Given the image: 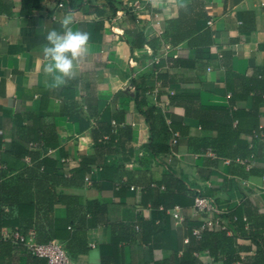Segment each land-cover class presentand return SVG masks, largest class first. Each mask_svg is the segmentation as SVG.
Wrapping results in <instances>:
<instances>
[{
	"label": "crops",
	"instance_id": "1",
	"mask_svg": "<svg viewBox=\"0 0 264 264\" xmlns=\"http://www.w3.org/2000/svg\"><path fill=\"white\" fill-rule=\"evenodd\" d=\"M59 1L0 0V264H47L14 231L75 264H223L199 249L197 196L264 264V0ZM65 15L89 51L58 80L44 37Z\"/></svg>",
	"mask_w": 264,
	"mask_h": 264
},
{
	"label": "built area",
	"instance_id": "2",
	"mask_svg": "<svg viewBox=\"0 0 264 264\" xmlns=\"http://www.w3.org/2000/svg\"><path fill=\"white\" fill-rule=\"evenodd\" d=\"M69 0H60L56 5L57 8L68 7ZM153 3V0H139L134 4H129L130 10H142L147 5ZM172 143H176V137L174 136ZM87 183L90 182L89 177L85 178ZM132 190V188H130ZM169 215L174 219L176 224L181 223L182 216L179 207L175 206L168 211ZM229 212L218 205L210 198L195 197L193 202V217L202 218V229L205 228L213 230H221L226 233L228 230V222L223 218L224 214ZM236 220V218H234ZM197 235V232H195ZM34 233L30 232L29 236H24L18 231H14L10 235L11 242L16 247H22L27 253L33 256H37L46 260L47 264H75L73 257L66 251L62 242L58 240H52L45 244H36L31 241Z\"/></svg>",
	"mask_w": 264,
	"mask_h": 264
},
{
	"label": "clouds",
	"instance_id": "3",
	"mask_svg": "<svg viewBox=\"0 0 264 264\" xmlns=\"http://www.w3.org/2000/svg\"><path fill=\"white\" fill-rule=\"evenodd\" d=\"M71 15L59 22V29L53 27L45 34L46 45L43 56L47 63L43 70L56 74V79H72L76 75V62L89 51V34L72 28Z\"/></svg>",
	"mask_w": 264,
	"mask_h": 264
},
{
	"label": "trees",
	"instance_id": "4",
	"mask_svg": "<svg viewBox=\"0 0 264 264\" xmlns=\"http://www.w3.org/2000/svg\"><path fill=\"white\" fill-rule=\"evenodd\" d=\"M94 1L95 0H69L68 9L70 10L83 9L84 6L88 8L96 9L97 5ZM39 3L40 0H21L22 14L24 15L31 14L32 10L35 7H37ZM132 84L136 89V97H138L139 90H137V82L135 80H132ZM139 106H141L140 102H139ZM152 111L154 110L148 109L144 111V116L148 124H150V126H151L150 117L156 119L155 116H151ZM228 217H229L227 219L228 223H239V219L236 216H231L229 214ZM234 218H236V220H234ZM199 241L201 242V247H199L200 250L207 249L209 251V254L214 256V258L218 260L219 259L222 260L223 257V264H233V263L243 264L241 258L239 257V253H237L235 248L233 247L232 238L228 237L225 231L205 228L199 237ZM257 253L259 254V252Z\"/></svg>",
	"mask_w": 264,
	"mask_h": 264
}]
</instances>
